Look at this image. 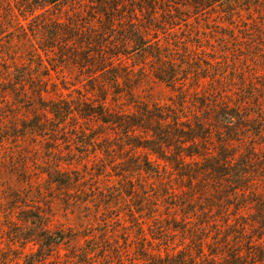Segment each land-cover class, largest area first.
Listing matches in <instances>:
<instances>
[{
    "label": "rangeland",
    "instance_id": "obj_1",
    "mask_svg": "<svg viewBox=\"0 0 264 264\" xmlns=\"http://www.w3.org/2000/svg\"><path fill=\"white\" fill-rule=\"evenodd\" d=\"M88 1L69 0L68 4L65 1V7L46 5L29 14L24 11L22 0H0V89L5 86L4 82L13 79L16 67L35 68L40 56L48 69V74L42 76L47 84L46 97L73 99L81 93L100 101L97 89L87 90L89 78L84 71L75 66L52 69L51 59L55 55L53 52L45 55L39 48L48 39L45 25L54 20L66 21L67 15L74 13L72 7L84 9ZM157 1L160 15L164 0ZM181 9L183 13L175 18L172 28L171 25L157 31L170 59H176L174 63L182 67L179 80L173 85L154 76L150 65L157 63L152 58L122 56V64L135 70L138 85L132 87L134 100L150 106L153 103L177 105L187 115L184 119H191L193 113H202L213 124V114L207 107L220 105V101L229 107L235 102L245 103L243 113H249V108L256 120L252 128L236 135L231 149L236 158L241 153H252L249 181L264 191L261 175L264 167V0H230L228 5L217 3L215 9L209 7L200 13L189 5ZM230 14L232 23L227 20ZM79 15L81 27L87 25L86 12ZM95 21L91 22L93 26L98 24ZM154 29L151 33L156 32ZM184 67L187 68L182 71ZM140 68L144 72L138 73ZM203 71L208 76L203 77ZM119 89L124 91L122 87ZM112 91L111 88L108 91V103H113ZM246 91L251 93L249 97L244 96ZM119 95V103H124L125 95L123 92ZM7 100L0 103V126L10 119ZM14 112L19 121L31 117L22 105ZM70 122L66 130L75 128L77 134L95 133L99 142L107 137L113 139L112 152L107 155L98 149L94 151L91 146L84 150L80 145L82 138L70 132L58 133L54 144L39 138H10L0 143V264H147V256L157 251L166 257V247L170 257L182 253L181 257L190 258L191 254L190 261L199 262V246L181 229L174 230L183 214L177 211L176 220L171 219L166 214L168 204L162 195L165 188L177 196L187 192L189 199L194 195V200L201 193L192 191L193 188L189 192L186 177L178 176L170 165L163 172V165L167 163L157 160L153 154L148 159L159 164L161 176L133 171L128 182L115 174L120 169L131 171L133 166L129 145L122 135L101 128L95 121L74 118ZM212 134L205 146L207 152L216 154L217 134ZM134 135L140 141L149 138L143 130L135 131ZM52 144L56 147L50 151L59 157V168L78 171L80 182L75 187L47 181L42 169H51L47 160L50 151L46 147ZM142 152L145 151L138 149L134 155L139 163H143ZM63 159L72 160V164ZM153 194L161 197L156 200ZM146 195H149L148 201ZM140 202L144 207L137 208ZM151 209H157L153 218L149 217ZM253 212L242 214L248 216ZM59 236L61 239L56 242L50 240ZM204 251L208 252L206 247Z\"/></svg>",
    "mask_w": 264,
    "mask_h": 264
},
{
    "label": "trees",
    "instance_id": "obj_2",
    "mask_svg": "<svg viewBox=\"0 0 264 264\" xmlns=\"http://www.w3.org/2000/svg\"><path fill=\"white\" fill-rule=\"evenodd\" d=\"M65 1L69 3V0H22L21 4L26 13L33 14L46 5L65 7ZM229 1L164 0L163 13L158 15L157 0H89L84 9L72 7L74 13L67 15L66 21L54 20L45 25L43 28L48 39L39 44V48L45 55L49 52L55 55L51 59L52 69L75 66L84 71L89 78L87 90L97 89L100 101L81 93L73 99L46 97L47 84L42 76L48 74V69L40 56L35 68L16 67L13 79L4 82L5 86L0 89V103L7 100L6 95L9 96L5 105L10 113V119L0 126V143L10 138H39L44 142L53 141L54 144L58 133L65 135L70 132L82 138L80 145L84 150L91 146L94 151L98 149L108 155L112 152L113 139L107 137L99 142L95 133L80 131L77 134L75 128L66 130L74 118L95 121L101 128L122 135L129 145L128 153L133 163L131 171L120 169L116 175L128 182L133 171L160 177L159 164H153L148 159V155L153 154L157 160L167 163L163 165V172L170 165L178 176L186 177L189 192L193 188L192 191L201 193L194 200L192 194L189 199L187 192L184 193L186 197L182 194L177 196L174 191L165 188L162 195L163 201L168 204L166 214L171 215V219L176 220L177 211L183 214L178 221L180 225H174V230L181 229L199 246V262L190 261L191 254L188 255L190 258L181 257L182 253L170 257L166 247V257L157 251L147 256V264H264V191L255 182L249 181L252 177L249 171L252 153H241L236 158L235 151L231 149V141L237 140L236 135L252 128L256 119L251 117V110L248 108L249 113H243L245 103L235 102L229 107L220 101V105L207 107L213 114V124L202 113H193L191 119H184L187 115L177 105L136 103L132 90L133 86L138 85L134 78L135 70L122 64V56L131 54L144 59L152 58L157 63L150 65L154 76L173 85L179 80L181 66L174 63L176 59H170V53L161 43L157 31L171 25L172 28L176 24L175 18L183 13L182 6L189 5L200 13L209 7L215 9L217 3L228 5ZM82 9L88 21L87 25L81 27L79 13L83 12ZM231 18L232 14L227 19L230 23ZM93 20L98 23L96 28L91 24ZM153 28L156 32L151 33ZM40 69L44 73H40ZM139 70L138 73L144 72L142 68ZM202 74L203 77L208 76L205 71ZM110 88L113 89V103L107 102ZM121 92L126 97L124 103H119ZM250 95L249 91L244 92L245 97ZM131 104L135 109L133 111L130 110ZM19 105L31 113L30 118L18 120L14 110ZM138 130H143L149 138L140 141L134 135ZM213 132H216L218 141L216 154L207 152L205 146ZM53 144L47 145L46 150L52 151L56 147ZM138 149L145 151L144 154L142 152L143 163L134 157ZM51 151L47 156L51 169H42L48 177L47 181L68 188L75 187L80 182L78 171L61 170L59 157ZM64 162L72 164V160ZM261 173L264 178V167ZM153 196L156 200L161 197L160 194ZM148 197L146 195L145 199ZM136 207L144 206L140 202ZM252 210L254 212L248 216L242 214L243 211ZM154 212L157 209H151L149 217L153 218ZM56 238L50 237V240L56 242L61 239L60 236ZM205 247L208 252L204 251Z\"/></svg>",
    "mask_w": 264,
    "mask_h": 264
}]
</instances>
